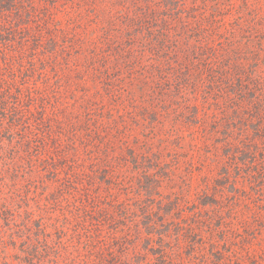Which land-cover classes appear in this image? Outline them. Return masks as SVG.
Returning <instances> with one entry per match:
<instances>
[{
	"label": "trees",
	"instance_id": "obj_1",
	"mask_svg": "<svg viewBox=\"0 0 264 264\" xmlns=\"http://www.w3.org/2000/svg\"><path fill=\"white\" fill-rule=\"evenodd\" d=\"M0 264H264V0H0Z\"/></svg>",
	"mask_w": 264,
	"mask_h": 264
},
{
	"label": "rangeland",
	"instance_id": "obj_2",
	"mask_svg": "<svg viewBox=\"0 0 264 264\" xmlns=\"http://www.w3.org/2000/svg\"><path fill=\"white\" fill-rule=\"evenodd\" d=\"M31 197H33V196H31ZM34 200L36 201V199H34ZM32 203H33V202H32ZM34 206H35V204H34ZM259 246H260V245H258V243L255 244V245H253V246H251V247L249 248V255L253 254V252H255V251L259 248Z\"/></svg>",
	"mask_w": 264,
	"mask_h": 264
}]
</instances>
